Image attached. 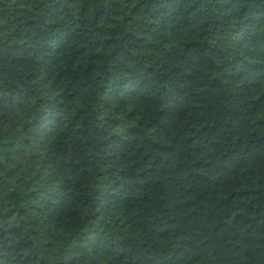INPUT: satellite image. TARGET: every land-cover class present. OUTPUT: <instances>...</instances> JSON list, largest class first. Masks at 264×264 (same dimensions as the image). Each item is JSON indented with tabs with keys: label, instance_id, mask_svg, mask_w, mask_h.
<instances>
[{
	"label": "trees",
	"instance_id": "1",
	"mask_svg": "<svg viewBox=\"0 0 264 264\" xmlns=\"http://www.w3.org/2000/svg\"><path fill=\"white\" fill-rule=\"evenodd\" d=\"M0 264H264V0H0Z\"/></svg>",
	"mask_w": 264,
	"mask_h": 264
}]
</instances>
